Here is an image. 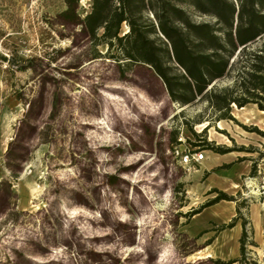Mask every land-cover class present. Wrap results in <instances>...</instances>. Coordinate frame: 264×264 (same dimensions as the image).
Segmentation results:
<instances>
[{
	"label": "rangeland",
	"instance_id": "1",
	"mask_svg": "<svg viewBox=\"0 0 264 264\" xmlns=\"http://www.w3.org/2000/svg\"><path fill=\"white\" fill-rule=\"evenodd\" d=\"M90 5L80 0L82 17ZM66 8L0 0V264H231L194 260L186 226L212 199L196 188L209 172L197 176L202 164L173 151L223 146L253 163L264 136L244 125L263 126L236 105L234 119H219L206 97L172 100L153 68L109 59L105 45L97 57L82 26L60 16ZM252 178L226 193L263 197L264 175L255 189ZM248 256L264 264V241Z\"/></svg>",
	"mask_w": 264,
	"mask_h": 264
},
{
	"label": "trees",
	"instance_id": "2",
	"mask_svg": "<svg viewBox=\"0 0 264 264\" xmlns=\"http://www.w3.org/2000/svg\"><path fill=\"white\" fill-rule=\"evenodd\" d=\"M66 2L67 8L60 13L64 20L81 25L95 48L107 46L105 57L153 68L172 100L189 104L206 97L219 119H234V105L255 104L264 110V0H91L84 17L78 12L80 0ZM195 15L209 19L200 21ZM97 53L102 57L98 48ZM227 77L233 79L231 84H216ZM244 127L264 136L258 127ZM209 148L221 154L232 151L223 146ZM259 159L264 161V151ZM259 159H252V177L257 176ZM212 192L217 196L204 206L236 200L224 191ZM250 198L238 202V215L229 224L239 218L243 223L241 255L230 263L258 264L249 260V245L256 243L241 210Z\"/></svg>",
	"mask_w": 264,
	"mask_h": 264
},
{
	"label": "crops",
	"instance_id": "3",
	"mask_svg": "<svg viewBox=\"0 0 264 264\" xmlns=\"http://www.w3.org/2000/svg\"><path fill=\"white\" fill-rule=\"evenodd\" d=\"M243 109L256 113L258 117L257 123L264 128V110H260L255 104L241 108V110ZM241 110H236L238 116H240L238 113ZM11 138V135L9 138L7 136V141L9 142ZM206 152L208 155L201 161L202 168L194 171L197 176H201L204 171L209 172L206 179L202 182L200 181L196 186L198 192L204 195L203 199L209 198V200L215 198L212 197L211 191L213 189L234 194L232 191L239 189L242 186L241 183L244 184L243 178L250 173L252 161L250 159L239 161V157L243 155H236L232 152L223 154L214 151ZM224 164H229V167L218 168ZM258 166L259 175L257 174V176L252 178L255 180L251 182L253 183L251 186L254 189L258 182H262L264 161L260 162ZM250 197L248 205L241 208V210L243 215L249 220V225L252 229V239L256 243V245H249V247L257 250L264 241V196L259 199L254 195ZM239 200L223 199L207 206L202 203L200 211L193 215L186 226V232L195 238L200 245L194 260L219 259L232 261L240 257V238L243 232L242 219L239 218L234 225L229 226L233 218L238 215ZM235 263L238 262L231 264Z\"/></svg>",
	"mask_w": 264,
	"mask_h": 264
},
{
	"label": "built area",
	"instance_id": "4",
	"mask_svg": "<svg viewBox=\"0 0 264 264\" xmlns=\"http://www.w3.org/2000/svg\"><path fill=\"white\" fill-rule=\"evenodd\" d=\"M173 154L175 156L181 157V163L184 166H187L189 168L195 167L201 163L205 159V153L204 151L200 150H194V149H184L180 150L179 147H175ZM264 182V180H263ZM264 184V183H263Z\"/></svg>",
	"mask_w": 264,
	"mask_h": 264
},
{
	"label": "bare ground",
	"instance_id": "5",
	"mask_svg": "<svg viewBox=\"0 0 264 264\" xmlns=\"http://www.w3.org/2000/svg\"><path fill=\"white\" fill-rule=\"evenodd\" d=\"M83 2L86 0H82ZM243 108V107H242ZM239 110H241L240 108H238ZM240 116H242L243 118H245L246 120H249L251 117H257L256 113L251 112L248 109H243L238 113ZM258 119V117H257ZM8 127V138L10 137V135L12 134L13 128L10 127L9 125ZM27 170V169H26ZM26 175H28V171L25 173ZM252 182V181H251ZM251 185V184H250ZM253 191V190H252Z\"/></svg>",
	"mask_w": 264,
	"mask_h": 264
}]
</instances>
